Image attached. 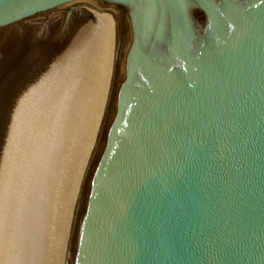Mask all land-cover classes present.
<instances>
[{
	"label": "water",
	"instance_id": "obj_1",
	"mask_svg": "<svg viewBox=\"0 0 264 264\" xmlns=\"http://www.w3.org/2000/svg\"><path fill=\"white\" fill-rule=\"evenodd\" d=\"M82 0H0V264H26L32 142ZM102 34L65 264H264V0H85Z\"/></svg>",
	"mask_w": 264,
	"mask_h": 264
},
{
	"label": "bare ground",
	"instance_id": "obj_2",
	"mask_svg": "<svg viewBox=\"0 0 264 264\" xmlns=\"http://www.w3.org/2000/svg\"><path fill=\"white\" fill-rule=\"evenodd\" d=\"M32 142L26 264H65L80 143L99 104L102 34L89 3Z\"/></svg>",
	"mask_w": 264,
	"mask_h": 264
},
{
	"label": "rangeland",
	"instance_id": "obj_3",
	"mask_svg": "<svg viewBox=\"0 0 264 264\" xmlns=\"http://www.w3.org/2000/svg\"><path fill=\"white\" fill-rule=\"evenodd\" d=\"M83 1H85V0H82V1H75V2H72L74 5H76V6H78V3L79 2H83ZM87 16H85V18H86ZM78 35H76L75 37H77Z\"/></svg>",
	"mask_w": 264,
	"mask_h": 264
}]
</instances>
